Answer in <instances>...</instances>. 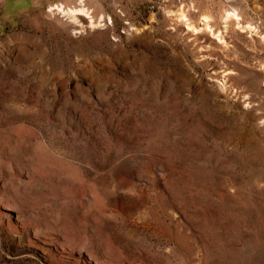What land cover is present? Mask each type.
Here are the masks:
<instances>
[{
    "label": "rangeland",
    "instance_id": "1",
    "mask_svg": "<svg viewBox=\"0 0 264 264\" xmlns=\"http://www.w3.org/2000/svg\"><path fill=\"white\" fill-rule=\"evenodd\" d=\"M0 264H264V0H0Z\"/></svg>",
    "mask_w": 264,
    "mask_h": 264
},
{
    "label": "bare ground",
    "instance_id": "2",
    "mask_svg": "<svg viewBox=\"0 0 264 264\" xmlns=\"http://www.w3.org/2000/svg\"><path fill=\"white\" fill-rule=\"evenodd\" d=\"M59 10H61V12L63 11L64 13H66V14H70V15L75 13L74 11H72V9L66 11V10L60 8ZM71 17H72V16H71ZM75 17H76V16H75ZM73 18H74V17H73Z\"/></svg>",
    "mask_w": 264,
    "mask_h": 264
}]
</instances>
